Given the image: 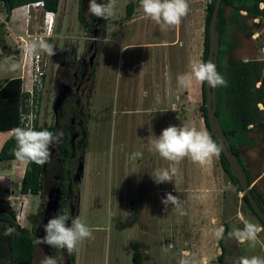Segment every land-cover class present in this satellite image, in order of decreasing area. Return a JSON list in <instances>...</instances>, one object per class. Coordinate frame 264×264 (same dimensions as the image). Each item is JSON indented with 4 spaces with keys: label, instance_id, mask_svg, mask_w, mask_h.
I'll list each match as a JSON object with an SVG mask.
<instances>
[{
    "label": "rangeland",
    "instance_id": "1",
    "mask_svg": "<svg viewBox=\"0 0 264 264\" xmlns=\"http://www.w3.org/2000/svg\"><path fill=\"white\" fill-rule=\"evenodd\" d=\"M89 1L94 4L97 0H80L79 5V0H59L43 90L35 96L39 100V124L43 121L53 123L51 103L55 95L53 77L57 66L63 60L75 61L83 54L87 56L90 41L98 49L100 29L95 32L89 29L86 7ZM99 1V6H109V24L117 30L110 31L107 38L115 37L117 43L105 41L102 58L96 55L92 59L93 76L89 75L82 88L78 98L80 113L74 114L73 119L74 123L79 119L85 122L87 131L85 144H79L84 152L82 172L76 180L78 211L72 212L76 224L73 222L67 235L68 238L73 236L75 225L74 264H132L134 251L141 253L142 264L217 261L220 252L218 235L224 223L228 229L222 237L223 262L264 264V228L240 201L242 192L235 190L222 170L199 110L204 11L209 0H148L151 8L145 13L147 17L151 16L149 13H157L153 15V21H149L150 24L153 22V28L146 34L135 31L136 25L130 30V25H123L127 18L125 5L133 2L135 8L138 6L136 0ZM142 1L145 4L147 0ZM141 2L139 5L142 6ZM30 13L29 23L33 27L29 34L38 33L41 29L34 27L37 19ZM4 16L5 11L1 9L0 19L4 20ZM256 36H260L257 47L264 46V21L250 37L240 38V45L232 56H254L256 47L252 39ZM139 37L144 41L178 39L177 44L171 45L176 47L171 48L167 67L171 87L166 93L173 109L159 113L161 122L150 114L155 121L153 128L148 130L154 141L144 140L148 135L140 126L133 127L134 137L131 138V127L128 126L130 118H145V115L134 112L139 99L134 89L125 88L126 71L131 63L127 60L128 51H119V47ZM22 40L14 45L21 49L23 58L32 52L34 41L30 36L31 48L27 50ZM44 41L35 43L36 50L48 46L47 40ZM157 90L161 92V89ZM163 113L168 114L169 122L163 120ZM75 130L78 128L73 132ZM249 134L254 139V146L249 149L241 146L240 154L250 177L249 185L256 186L264 196V144L253 133ZM140 137H144V141ZM120 149L121 154L125 151L134 153L136 158L143 157L142 164L138 166L125 156L119 159ZM122 161L126 172L120 167ZM5 163L0 161V167ZM130 164L136 168L134 171ZM16 180L13 177L14 187ZM45 200L40 193L29 196V208L23 221L27 229L30 228L27 216L35 214L40 202ZM71 203L74 209L75 204ZM6 234L0 230V235ZM240 235L243 236L241 241L237 239ZM70 246L66 243L64 249L70 251ZM39 251L36 245L35 264L42 262Z\"/></svg>",
    "mask_w": 264,
    "mask_h": 264
},
{
    "label": "trees",
    "instance_id": "2",
    "mask_svg": "<svg viewBox=\"0 0 264 264\" xmlns=\"http://www.w3.org/2000/svg\"><path fill=\"white\" fill-rule=\"evenodd\" d=\"M1 9H4L5 16L3 21H7L11 9L27 4L29 2L41 1L42 7L48 11H56L58 0H0ZM107 1V0H104ZM137 1L136 3H138ZM214 0H209L205 5L204 23H203V45L201 53V103L199 105L202 121L207 131V136L215 148L216 154L222 170L228 176L236 191H241L233 175L228 169L227 162L222 155L217 143L215 142L207 122L204 106V65L207 54V31L211 16ZM133 3L128 2L125 5L126 14L130 15ZM105 12V11H104ZM216 28L219 33L218 51L216 57L215 72V113L220 123L221 129L228 140L229 146L242 165L246 179L249 183V175L246 165L243 162L240 151L241 146L249 149L254 146V139L249 133H253L264 144V58L256 54L249 58H235L232 56L234 51L240 45V38L250 37L257 32L264 21V0H220V7L217 12ZM256 19V21H254ZM4 22H0V49L2 53L8 54V48L3 39ZM259 35V34H258ZM260 36L252 39L257 47L256 41ZM261 46V45H260ZM64 63L62 66H65ZM15 79L7 81L2 88L13 83ZM24 95V94H23ZM14 107L6 112V115L14 120L8 129H11L10 135L4 140L0 147V161H10L12 159L25 157L26 162L23 174L20 180L19 191L23 194L36 195L44 197L45 173L48 166V157L46 146L55 138L56 124H47L45 121L38 123L34 121L31 129L23 127L19 123V110L16 109V100ZM4 128H0L3 130ZM66 139V133H64ZM84 137L83 142L85 143ZM81 149L80 153L83 154ZM69 154L66 143L60 142L56 150V157L60 167L65 166V160ZM44 162V167L42 166ZM64 169V167H63ZM250 192L254 199L264 208V196L262 192L256 189V186L250 187ZM240 201L247 207L264 228L263 223L257 218L250 208L248 201L243 193ZM3 200L0 199V205ZM43 204V203H42ZM4 209V210H3ZM0 208V221L8 225L6 235H0V264H33V251L35 238L31 232L38 221L40 207L35 214H29L27 219L30 222V228L20 226L14 218V212L9 206ZM65 213L61 211L57 218L52 222V239L56 245L61 239L63 232V218ZM228 227L224 223L218 235V244L220 252L217 255V261L225 264L223 261L224 246L222 237ZM1 230V229H0ZM2 242V243H1ZM72 259V258H71ZM132 264H142L141 253L134 251L131 254ZM72 264V260H69Z\"/></svg>",
    "mask_w": 264,
    "mask_h": 264
},
{
    "label": "crops",
    "instance_id": "3",
    "mask_svg": "<svg viewBox=\"0 0 264 264\" xmlns=\"http://www.w3.org/2000/svg\"><path fill=\"white\" fill-rule=\"evenodd\" d=\"M137 1H139L137 3L138 6H136L135 8L132 7V11L130 12V15H127V18L125 17V22L123 25L126 26L130 25V28L128 30L132 29L133 25H136V28L134 29L135 31L140 32L141 34H146L147 32H149L150 28H153V24H152L153 22L150 24L149 21L151 19L153 21L154 19L153 15H155V13L157 12L149 13V15L151 16L147 17V14L145 13L149 12L151 8L150 2L147 0L144 4L143 1L141 2V0H136V2ZM140 2L142 6L139 5ZM79 4H80V0L78 5ZM24 5L11 9L8 15V19L7 21H4V25H3V29H5V34L3 35V39L5 45L9 47L7 51L9 52V55L2 53L0 49V128H4L3 130H0V147L4 142V140L10 135L12 130L8 128L11 125V123H13L14 121L12 118L10 120L9 116L6 115V112L14 107V101H13L14 99L16 100V109L19 110L23 108V105L25 104L24 99L27 96L26 89L29 88L30 86L29 53L26 55V57L22 58L21 49H18L14 44L16 42L18 43L19 39H23L22 41L26 43V48L27 50H29L31 48V41L29 42L30 36L32 37L39 36L40 37L39 41L41 42H45L44 40L46 39L48 46L44 44L45 46H42L40 49L44 51L45 48H47L48 50L47 59H46L47 60L46 68H47L48 54L49 51L51 50V49L49 50V48H51L50 38L54 37L53 26L57 21V14L59 12L58 11L59 0L56 11H48L40 6H36V7L30 6L31 8H28L27 10L24 9L23 7ZM108 7L109 6L107 4L105 8V21L102 28L100 29L101 27L100 22H98L95 25L93 24L89 26V29L91 31L94 30L95 32V30L100 29V34L102 33V35H99L98 49L95 56L102 55L105 49L104 46L105 41H111L113 43H117V38L115 37L107 38L108 33L110 31L117 30L114 29V26L109 24ZM30 11L32 12L33 18L37 19V21L35 22L36 25H34V27L36 26V29H41V31H39L38 33L34 32V34H29L30 29L33 27V25H30L29 23V17L31 14ZM45 11L50 13L47 15V18L52 17V22L49 31L47 29V26L45 28V23L43 22ZM254 21H256V19H254ZM13 23H15L17 26H13L14 25ZM44 34H47L48 36H44ZM140 39L141 38L139 37L137 40L125 42L119 47V51L123 49L125 51H128L127 60H129L128 62L131 63L130 65L131 67H129V69L126 71L125 88L127 89V87H131L132 89H134V92L136 93V97H138L139 99V102H136L137 106L134 107V112L136 111L139 114L145 115L144 116L145 118H141L140 116H134L132 117V119L130 118V120H128L129 122L128 126L131 127V138L134 137L133 127L140 126L141 129L143 128L142 131L145 132L144 134L148 135V138H145L144 140L147 139L149 141L152 140L154 141L152 133L148 129L153 128L155 120H158L159 122L162 121L159 118V113H162V111H170L171 109H173L171 103H169L170 97L168 96V93H166V90L169 91L171 87L170 84L171 78L169 76L170 70L168 71L167 67L169 66L168 57H170L172 53L171 48L176 47V46L171 47V45L177 44L178 39L177 40L149 39L147 41ZM39 41H35L34 44L37 42L39 43ZM255 51L258 57L264 58V46H262L261 49H256ZM96 60L94 62H96ZM64 61L67 60H63V62ZM104 64L105 62L103 61V66ZM91 72H92L91 75L93 76V71ZM145 77L147 79H145ZM12 79H15V81L7 85V88H4L3 90L2 88L4 87V85L7 84V81ZM43 85H44V78H43ZM156 88L161 89V92L158 90L156 91ZM162 104H164L165 107H163ZM124 108L125 107H123V109ZM134 112H132V114ZM152 113L154 114L155 120L152 117H150V114ZM163 120L165 122L170 121V118L167 113H163ZM143 126L146 127L145 130ZM137 133L138 131H136L135 134ZM169 133L172 134L170 130ZM131 138H129V140H131ZM143 138L144 137L142 138L140 137V140L144 141ZM121 151L122 149H120L119 152L120 154L118 156L119 159L122 160V157L125 156L128 157V159H130V162H132L131 159L135 161V163L138 164V166L142 164L143 157L136 158V155L134 156V153L129 154V152H125V151L124 153L122 152L121 154ZM167 161H170V158ZM13 162L15 164L12 166L11 164ZM25 162H26V158L20 157V158L12 159L10 161H6V163L0 167V199L3 200V203L2 205H0V208L3 209V207L9 206L11 210L14 212V217L15 214H18L19 218L17 220V223L20 226H26L25 224H23V221L25 220V214L27 213V210L29 208L28 206L29 196L37 195V194L36 195L23 194L19 191L20 180L23 174ZM125 165L126 164L124 163V166ZM120 167L123 170V172H126V169L123 167V161L120 163ZM131 167L133 171L136 169L132 165ZM2 169H5L3 173H1ZM158 169H161V167L158 166ZM13 177L17 178L15 187L13 186ZM237 216L239 217V215ZM1 225H6V226H1ZM0 229L4 230V234L7 233L8 231L7 223L4 221H0ZM237 239L241 241L243 239V236L240 235L239 237H237ZM35 252H36V244L34 245V251H33V264H35ZM39 252L42 255L41 250ZM262 253L264 252L262 251Z\"/></svg>",
    "mask_w": 264,
    "mask_h": 264
},
{
    "label": "flooded vegetation",
    "instance_id": "4",
    "mask_svg": "<svg viewBox=\"0 0 264 264\" xmlns=\"http://www.w3.org/2000/svg\"><path fill=\"white\" fill-rule=\"evenodd\" d=\"M101 1L97 0L94 4L87 3L88 8V18L90 19L89 25H95L100 22L102 28L105 21V8L106 6H99ZM98 30V29H97ZM102 35V33L100 34ZM94 42L90 41L86 51L88 55H82L80 58H75V61H64L57 66V70L53 77V87L55 88V95L51 103V110L53 112V123L56 124V135L52 142L47 143L46 151L48 157V166L45 173V188L44 198H47L48 186L58 185L61 190V196L59 199V206L54 215L63 211L65 216L63 218V235L56 245L53 244L52 239V222L55 219H50V225L46 232H41L34 236V245H38L42 252V262L41 264H70L69 260H72L74 264V234H76L75 225H73V236L68 238V230L70 226L76 224L75 219L72 217L73 210L74 214L78 211V189L76 188V181L78 178H74L77 172V168L81 163H83V155L80 153L81 148L79 144H85L83 142L84 137L87 136V131L85 128V122L81 119L74 123V114L80 113L79 109V95L81 94L82 88L86 85L90 73L88 71H93L92 59L94 58L97 47H94ZM66 63L65 66H62ZM77 98V99H75ZM60 100V102H59ZM59 102V103H58ZM72 102V105L70 104ZM66 114V115H65ZM62 118L63 121H62ZM66 118V119H65ZM74 128H78V132ZM64 133H66V139L64 138ZM77 137V138H76ZM76 138V139H75ZM60 142L66 143L69 149V154L65 160V166L60 167L58 164V158L56 157V150L59 147ZM86 142V141H85ZM82 172V171H81ZM251 187V186H250ZM75 206L72 209V203ZM45 201L40 202L38 207H40L38 213V221L36 220L35 226L31 233L35 234L37 226L43 222L44 218L48 216L49 212H45ZM43 203V204H42ZM261 206V205H260ZM262 207V206H261ZM264 209V208H263ZM70 243V251L64 249V245ZM72 250V252H71ZM70 252V253H68ZM72 258V259H71Z\"/></svg>",
    "mask_w": 264,
    "mask_h": 264
},
{
    "label": "water",
    "instance_id": "5",
    "mask_svg": "<svg viewBox=\"0 0 264 264\" xmlns=\"http://www.w3.org/2000/svg\"><path fill=\"white\" fill-rule=\"evenodd\" d=\"M219 7H220V0H214L211 16L208 23L207 54L204 65L205 113H206L210 132L227 162L230 173L233 175L236 182L240 186L242 194L243 193L245 194V197L248 201L250 208L253 210L257 218L264 225V209L260 206L258 200L253 198L250 192V185L246 179L245 173L242 169V165L240 164L237 157L232 152L228 140L226 139V136L221 129L220 123L215 113V108H216L215 72H216V57L218 51V38H219V33L216 28V25L218 21L217 12ZM42 166L44 167V162ZM81 171L82 169L80 163L74 177L75 179L78 178L79 173H81ZM60 196H61V190L58 185L48 186L44 211L45 212L48 211L49 214L47 217L44 218L43 222L37 226L34 236H36L41 232L47 231V228L50 225V219L55 216L54 214L58 209Z\"/></svg>",
    "mask_w": 264,
    "mask_h": 264
},
{
    "label": "built area",
    "instance_id": "6",
    "mask_svg": "<svg viewBox=\"0 0 264 264\" xmlns=\"http://www.w3.org/2000/svg\"><path fill=\"white\" fill-rule=\"evenodd\" d=\"M37 3L36 2H30L25 4L23 7L24 9L28 10L29 6H33ZM41 4V2H40ZM2 7V3L0 1V8ZM50 14L48 12H44V18L43 22L45 23V28L47 26V29L49 31L52 17L47 18V15ZM0 22H3V20L0 19ZM47 32V30H46ZM44 36H48L47 34H44ZM39 36H33L32 40L39 41ZM22 40V39H21ZM36 45L33 44L31 51L29 52V60H30V69H29V81L30 86L26 89L27 96L25 97V104L23 105V108L19 112V123L27 128L31 129L34 125V121L38 120L39 115V100L35 99V96L38 92L43 90V78L46 70L47 65V53L48 50L45 48V50H36ZM15 218L18 220L19 215L15 214ZM201 264H222L216 260H208L204 261L202 260Z\"/></svg>",
    "mask_w": 264,
    "mask_h": 264
},
{
    "label": "clouds",
    "instance_id": "7",
    "mask_svg": "<svg viewBox=\"0 0 264 264\" xmlns=\"http://www.w3.org/2000/svg\"><path fill=\"white\" fill-rule=\"evenodd\" d=\"M34 2H36V1H34ZM40 2L41 1H37V3L35 4V5H33V7H36V6H40V7H42V2H41V4H40ZM49 13V12H48ZM15 218V217H14ZM16 219V218H15ZM16 222H17V219L15 220Z\"/></svg>",
    "mask_w": 264,
    "mask_h": 264
}]
</instances>
